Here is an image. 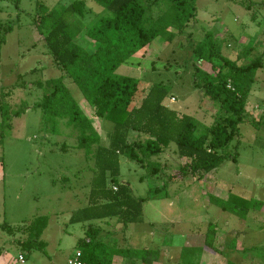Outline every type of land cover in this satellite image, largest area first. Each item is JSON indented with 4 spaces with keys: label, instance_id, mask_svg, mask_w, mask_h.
I'll list each match as a JSON object with an SVG mask.
<instances>
[{
    "label": "rangeland",
    "instance_id": "rangeland-1",
    "mask_svg": "<svg viewBox=\"0 0 264 264\" xmlns=\"http://www.w3.org/2000/svg\"><path fill=\"white\" fill-rule=\"evenodd\" d=\"M37 1L52 8L75 0H0V20L13 26L0 48V96L8 95L6 102L12 110L21 104L26 107L12 120L0 143V225L23 228L45 216L48 225L40 240L46 248L44 253H26L20 262L18 257L24 253L16 241L25 237L11 236L0 229V264H64L68 256H73L84 223L72 224L69 218L87 205L94 173L93 160H87L84 151L76 147L74 131L63 120H43L41 111L34 108L44 94L37 83L62 77L83 113L91 117L79 89L54 65L35 30ZM79 1L85 4L83 23L89 27L103 10L93 0ZM206 31L215 33L227 58L236 60L249 44L253 52L238 63L262 56L264 66V0H196L195 19L184 34L171 43L156 39L116 71L118 76L139 80L135 106L144 96L142 89L158 82L169 86L170 95L164 104L195 118L197 134L212 124L218 111V104L203 98L192 85L193 65L212 72L209 64L190 60L193 45ZM75 42L88 50L93 47L83 33ZM246 112L239 126V142H233L228 150L234 154L236 147L237 162L226 160L201 179L189 174L155 194L162 181L148 178L145 169L123 156L119 158L118 183L128 185L134 198H148L143 204L144 223L129 225L126 230L133 234L137 231L139 243L133 249H159L160 259L155 264H179L181 248L199 242L197 235L204 234L207 224L212 223L218 229L214 244L219 254L204 252L200 264H264V208L251 210L241 219L208 202L209 196L223 200L238 196L264 203V67L255 74ZM94 123L101 143L106 145L113 125L105 121L101 125L98 120ZM134 137L132 133L131 139ZM152 160L160 163L166 176L176 174L186 163L176 154L174 144ZM90 223L105 227L103 220ZM114 264L122 262L116 258Z\"/></svg>",
    "mask_w": 264,
    "mask_h": 264
},
{
    "label": "trees",
    "instance_id": "trees-1",
    "mask_svg": "<svg viewBox=\"0 0 264 264\" xmlns=\"http://www.w3.org/2000/svg\"><path fill=\"white\" fill-rule=\"evenodd\" d=\"M93 1L103 14L89 27L83 23L85 4L79 0L52 8L37 1L33 20L54 65L79 89L91 117L83 113L62 77L37 83L44 94L34 108L41 111L45 121L63 120L76 135V147L94 163L88 206L70 218L72 224L89 223L84 227V237L76 243L78 259L85 264H113V259L120 257L130 264H155L160 259L159 249L120 248L104 243L99 237L100 228L90 223L116 218L126 229L142 222L143 204L148 198H134L128 185L118 183L119 158L123 156L145 169L148 178L160 179L162 185L155 188V194L166 191L168 185L189 174L201 179L226 160L236 163V147L234 154L228 150L233 142H239V126L247 116L246 100L256 72L264 67L262 56L239 64V60H245L253 52V46L248 44L236 60L229 59L222 54L221 41L212 31H206L202 40L193 45L190 60L209 64L212 72L193 65L192 85L201 91L203 98L218 104L212 124L197 134L199 124L195 118L164 104L170 95L169 86L158 82L142 89L144 96L135 106L139 80L116 74L120 66L156 39L171 43L177 35L184 34L195 19L196 0ZM12 31V25L0 20V48ZM81 33L92 43L91 50L75 42ZM7 96H0V143L4 132L11 129L12 120L26 110L23 104L12 110ZM94 120L113 125L106 145L101 143ZM172 144L186 163L176 174L166 176L160 163L152 159ZM208 202L241 219L251 210L264 208L260 201L238 196L227 200L209 196ZM47 225L48 218L41 216L23 228L13 229L4 223L0 229L11 236L25 237L16 241L24 253L21 255L24 261L26 253L32 250L45 252L46 243L40 237ZM216 235L217 226L208 223L204 234L197 235L199 242L181 248L179 264H200L204 252L219 254L214 244Z\"/></svg>",
    "mask_w": 264,
    "mask_h": 264
},
{
    "label": "crops",
    "instance_id": "crops-1",
    "mask_svg": "<svg viewBox=\"0 0 264 264\" xmlns=\"http://www.w3.org/2000/svg\"><path fill=\"white\" fill-rule=\"evenodd\" d=\"M86 203L88 205V202H86ZM87 205L85 207H87ZM71 216H70V218H71ZM70 218H69V223H70ZM103 223H104L105 227H99L101 230L99 237L103 240L104 243L118 245L120 248H132V249L137 248V246H134L135 244L138 245V243H139V242H136V236H138L136 234L137 231L134 232V234L130 231H126L128 229V227L126 229L123 228V226L118 223L116 218L103 220ZM143 223L144 222L142 220V222L138 223V224H143ZM84 227H85V225L83 224L82 225L83 235L76 240V243L79 239L84 237V229H85ZM217 231H218V229H217ZM121 245H124V246H121ZM76 254H77V251L75 252V254L73 256H75ZM73 256H68L66 258L64 264H66V261ZM116 258L120 259V262H122V264H130V261H126L125 259L120 258V257H115L113 259V264H114Z\"/></svg>",
    "mask_w": 264,
    "mask_h": 264
},
{
    "label": "built area",
    "instance_id": "built-area-1",
    "mask_svg": "<svg viewBox=\"0 0 264 264\" xmlns=\"http://www.w3.org/2000/svg\"><path fill=\"white\" fill-rule=\"evenodd\" d=\"M174 101V99H170V102H173ZM113 190H116V188H113ZM19 261L20 262H23V258H22V256L20 255L19 256ZM66 264H85V263H82L79 259H78V253L75 255V256H73V257H71V258H69L67 261H66Z\"/></svg>",
    "mask_w": 264,
    "mask_h": 264
}]
</instances>
